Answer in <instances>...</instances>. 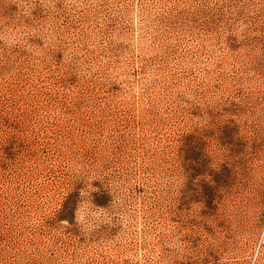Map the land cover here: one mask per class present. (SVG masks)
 <instances>
[{
  "label": "rangeland",
  "instance_id": "1",
  "mask_svg": "<svg viewBox=\"0 0 264 264\" xmlns=\"http://www.w3.org/2000/svg\"><path fill=\"white\" fill-rule=\"evenodd\" d=\"M0 264H264V0H0Z\"/></svg>",
  "mask_w": 264,
  "mask_h": 264
}]
</instances>
